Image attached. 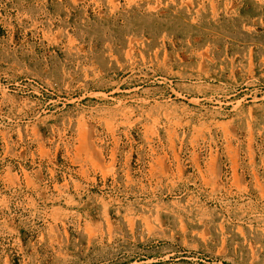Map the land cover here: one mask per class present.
Returning <instances> with one entry per match:
<instances>
[{
    "label": "rangeland",
    "instance_id": "1",
    "mask_svg": "<svg viewBox=\"0 0 264 264\" xmlns=\"http://www.w3.org/2000/svg\"><path fill=\"white\" fill-rule=\"evenodd\" d=\"M0 264H264V0H0Z\"/></svg>",
    "mask_w": 264,
    "mask_h": 264
}]
</instances>
